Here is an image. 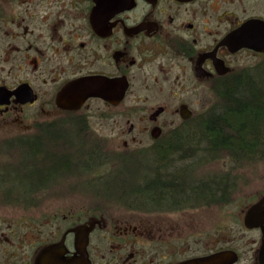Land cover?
<instances>
[{
  "label": "flooded vegetation",
  "instance_id": "flooded-vegetation-1",
  "mask_svg": "<svg viewBox=\"0 0 264 264\" xmlns=\"http://www.w3.org/2000/svg\"><path fill=\"white\" fill-rule=\"evenodd\" d=\"M249 19L264 20V0H0V124L16 127L25 146L28 133L36 131L38 142L60 134L63 124L83 129L98 113L116 127L124 116L129 126L120 133L137 128L149 151L162 141L193 140L197 125L217 117L218 91L261 71L263 62L251 69L235 61L264 58L263 51L223 41ZM88 76L104 79L105 97L62 105V89ZM213 152L205 158L214 160ZM38 153L21 152L20 168L30 167L18 193L0 185V194L7 190L0 197V264H194L189 260L218 252L225 264H264V171L255 168L256 183L240 193L226 176L194 180L199 152H130L148 166L137 176L118 173L140 183L123 185L121 195L135 197L117 200L122 209L113 213L104 200L41 196L74 190L75 153L42 152L39 159ZM28 155L38 164L52 159L55 167L29 164ZM98 170L93 177L106 182L110 174ZM145 180L171 194L143 198ZM187 206L209 209L203 224L213 223L197 232L200 246L191 253L178 231ZM229 206L236 214L220 223L218 209ZM14 207L21 213L11 214ZM168 212L178 214V223L168 222Z\"/></svg>",
  "mask_w": 264,
  "mask_h": 264
},
{
  "label": "rangeland",
  "instance_id": "rangeland-1",
  "mask_svg": "<svg viewBox=\"0 0 264 264\" xmlns=\"http://www.w3.org/2000/svg\"><path fill=\"white\" fill-rule=\"evenodd\" d=\"M246 56L238 57L235 62H240L241 64H249L251 69H254L255 64L264 63L263 57L258 56H248V59H245ZM245 60V61H244ZM202 99L205 101V94H202ZM209 98V97H208ZM128 100L123 103L122 110L123 112L130 111L127 109ZM203 101V104H204ZM218 108L222 104L220 97L217 98ZM195 110H199V104L196 105ZM78 123H67L58 128L60 134L55 135L51 132V136L47 138L41 137L40 144L38 147L37 158H41L42 152H74V170L72 182H70L74 190L62 189L61 185H57L61 189L43 191L41 196H44L46 199L50 198H59L62 200L68 199H91V200H104L105 204L113 205L112 212L116 213L115 210L119 211L122 207L117 200H126L134 198V194L128 195L127 191H124L125 194L121 195L123 185L129 184L130 182L136 185L140 183L139 180L134 181L133 179H127L123 176H120L118 173L123 174H133L137 176L145 169L147 165L143 163L139 156L128 154L130 152H151L149 151L150 140L147 138L146 134H141L138 132V129L135 128L132 133L128 136L121 134L120 130H127L129 123H126L125 117L120 121V125L113 126L104 119H101L99 113L94 114L88 118L87 124H84L83 129L79 127ZM16 127H4L0 124V185H4V188L17 189L21 188V185L24 187L27 181L23 180L22 173L26 171L30 165H25L20 168V162L22 161L21 152H32V149L35 147V143L32 144V134L31 132L27 134V137L31 141V150L29 146L22 143V138L24 135L17 131ZM134 137V139H132ZM126 141V146H124L123 141ZM194 140V139H193ZM189 145L184 147L188 152H199L197 156H202L200 159V164L197 165L196 169L192 173L194 175V180H202L207 175L218 174L220 177L226 176L229 179V183L235 185V188L240 192L244 193L249 190V187H253V184L256 183L255 173L258 169L264 171V155L263 157H246V158H237L234 160L231 158L229 152L225 150H217L213 152L215 159L211 160L205 158L204 152H208L207 149L199 148L195 145L194 141ZM205 143L199 144L204 145ZM201 147V146H200ZM204 154V155H203ZM28 163H36L37 166H42L48 160H43L41 163H37V160L28 155ZM193 158L192 160H194ZM62 160L57 161L59 164ZM189 161V160H188ZM19 166V167H18ZM44 168L55 167L52 164V159L43 165ZM98 168L106 173L107 175L106 182L99 181L96 179L98 177ZM257 168V171L255 170ZM115 175H118L115 177ZM97 176V177H93ZM22 177V178H21ZM110 177V178H109ZM88 179H92V182H89ZM62 182V181H61ZM234 182V183H233ZM63 183V182H62ZM52 184H54L52 182ZM138 185V184H137ZM65 187V184H62ZM6 190V191H7ZM6 191L2 194H5ZM49 192V194H48ZM17 193H14L10 196H13ZM0 194V197H2ZM20 197V196H19ZM111 208V207H110ZM11 214H20L21 211L17 207L11 208ZM180 215H183L184 218H181L179 222L178 231H184L185 237L183 242L185 243L186 253L196 252L198 246H200L197 239L199 235L197 232H203V227H211L213 224L210 223V218L208 219L207 224H203V216H210L211 211L209 209H204L201 207H184L181 209ZM238 208L229 206L220 207L218 209V220L219 222H224L227 219L231 218L232 214H236ZM213 212V211H212ZM166 217L172 219L168 222L176 224L175 218H178V214L173 212H168L164 214ZM202 217V218H201ZM213 217V214H212ZM202 221L200 222V220ZM178 240L177 242H180Z\"/></svg>",
  "mask_w": 264,
  "mask_h": 264
},
{
  "label": "trees",
  "instance_id": "trees-1",
  "mask_svg": "<svg viewBox=\"0 0 264 264\" xmlns=\"http://www.w3.org/2000/svg\"><path fill=\"white\" fill-rule=\"evenodd\" d=\"M258 68L260 72L237 77L233 84H225L227 90L218 91L222 104L217 117L196 126L193 131L195 145L208 152L225 150L234 158L251 157L256 152H264V63ZM34 143L32 152H37L40 141L32 140ZM190 143L192 140L174 138L160 142L151 152H180ZM202 143L205 144L199 145ZM27 144L31 150V141L28 140ZM144 182L145 187L138 192L145 199L156 198L157 195L167 198L171 194L169 190L153 188L150 181Z\"/></svg>",
  "mask_w": 264,
  "mask_h": 264
},
{
  "label": "water",
  "instance_id": "water-1",
  "mask_svg": "<svg viewBox=\"0 0 264 264\" xmlns=\"http://www.w3.org/2000/svg\"><path fill=\"white\" fill-rule=\"evenodd\" d=\"M238 41V46H247L264 52V20L249 19L238 29L233 31L223 41ZM100 76L81 77L69 83L59 94V102L65 107H78L90 96L105 97V83ZM125 90L119 93L122 97ZM264 249V246H263ZM228 257V256H227ZM226 255L223 252L213 253L205 257L189 260L194 264H225Z\"/></svg>",
  "mask_w": 264,
  "mask_h": 264
}]
</instances>
